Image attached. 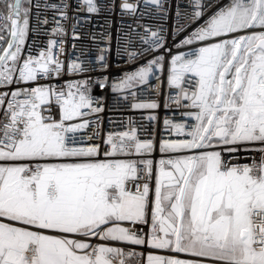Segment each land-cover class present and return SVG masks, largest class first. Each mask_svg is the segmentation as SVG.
<instances>
[{
  "label": "snow or ice",
  "instance_id": "snow-or-ice-1",
  "mask_svg": "<svg viewBox=\"0 0 264 264\" xmlns=\"http://www.w3.org/2000/svg\"><path fill=\"white\" fill-rule=\"evenodd\" d=\"M27 2L24 8L25 0H0L8 9L0 12V89H11L0 92V264H126L125 256L143 255L108 242L187 257L149 253L147 264H264V0H227L218 6L215 0H191V11L183 17L176 6L177 21H186L177 33L202 21L176 45L198 48L174 55L167 76L168 87L179 90L174 102L195 110L185 114L195 123L171 125L184 139L157 145L132 130L109 132L103 145L83 146L78 141L99 139L98 133L75 135L92 123L83 117L103 111V97L91 95L93 87L127 93L124 100L135 98V88L155 87L150 77L159 78L154 69L162 73L165 58L157 55L113 77L111 84L107 75L41 84L58 80L64 65L51 51L57 48L55 40L47 51L21 59L32 7V0ZM164 3L145 0V7L155 5L166 14ZM83 5L89 13L100 10L96 0H77L76 10ZM34 6L42 7L39 2ZM43 7L68 19L67 3ZM121 8L122 13L137 11L127 0ZM53 23V33L64 35L60 21L54 17ZM121 39L132 63L164 46L156 31L147 36L126 32L117 37V55ZM99 51L98 67L73 62L69 74L107 70L110 49ZM131 107L159 105L141 101ZM156 151L162 157L179 155L159 159L152 189L153 160L148 157ZM225 152H258L259 157L232 164L249 157H225ZM137 226H148L147 235Z\"/></svg>",
  "mask_w": 264,
  "mask_h": 264
},
{
  "label": "built area",
  "instance_id": "built-area-1",
  "mask_svg": "<svg viewBox=\"0 0 264 264\" xmlns=\"http://www.w3.org/2000/svg\"><path fill=\"white\" fill-rule=\"evenodd\" d=\"M13 0H8V3H12ZM39 2L42 7L37 9L34 5ZM123 0H96V4L100 9L97 13H89L87 6L83 5L82 10L77 11V0H32L31 15L29 17V32L25 44L22 46L24 49L23 59L27 55L38 56L39 52L48 50V44L50 40L57 41V48H53L51 51L54 55L58 56L60 62L64 65V70L60 73L58 80H42L41 84H56L67 81H77L87 78H94L97 76L107 75L109 77V83H112L113 77L121 76L123 73L130 72L133 69L144 65L148 60L153 59L157 55L164 56V70L162 73L159 69H154V72L159 74V78L153 80L150 77V83L154 84V88H149L147 85H142L135 88L137 92L135 98L129 97V99H121L123 95L127 93H113L108 87L100 88L95 86L92 89L91 95L102 96L100 105L103 107V111L100 113H94L90 116H85L82 119L90 121L89 128L76 133L79 138L81 136H88L93 133L99 134L98 140H84L78 141L77 146L91 145L92 143H99L103 145V141L109 132L117 133L123 131L135 130L137 137L142 141L152 140L155 144L159 145L164 140H178L184 139L183 136H177L175 128L171 127L174 124H192L195 123L188 119L186 113L195 111L194 109L182 107L180 104L174 102V97L179 94V90L175 88H169L167 85V76L169 72V65L171 58L176 54H187L198 48V44L184 45L177 47L196 27L201 20L191 22L183 31L176 32V28L179 25L186 23L183 19L177 21L176 12L177 5L180 6L179 10L183 17L185 12L191 11V0H165L164 7L168 9L165 14L157 9V6L149 4L145 7V0H127L128 3L134 4L137 8L135 14L129 12L122 13ZM216 5L225 3L227 0H215ZM62 4L67 3V16L68 19H62V14L59 10H53L51 8H45V4ZM114 4V7L109 9L107 7H101L102 5ZM29 4L27 5V8ZM39 11L40 20L36 19V13ZM215 11V8L210 9ZM0 12L7 14L8 9L4 7ZM60 21V25L63 28L64 35L59 33L54 34L53 28L57 27L53 23V18ZM79 18V22L77 19ZM44 19L48 20L47 24L42 23ZM23 20V12L21 13V21ZM75 29V36H74ZM149 31H156L163 35L164 46L158 51L147 52L135 63L128 62L127 54L124 52V41H119V52L117 55V37H123L127 33H140L141 35H149ZM95 36V40L93 37ZM78 37V38H76ZM110 37V39H109ZM155 39V38H150ZM6 46V45H5ZM107 46L110 52L107 53V70L101 71H85L81 74H69L68 69L73 62L81 64L82 68L98 67L95 63L97 57L101 55L99 49ZM134 47L139 51L141 48L140 42L137 39ZM143 47H148L144 45ZM58 49H62L59 50ZM170 49L171 51H166ZM88 61H93L89 64ZM24 87V85H19ZM17 85H13L14 89ZM141 88H147L146 92L141 93ZM11 89H0V92L10 91ZM191 91V89H189ZM155 102L159 105L156 109H135L131 105L136 102ZM188 103L181 100V104ZM58 108H55L53 115L59 119ZM155 117L154 120H150L149 117ZM2 117V112H0ZM165 120L169 121V126H165ZM98 121V126L97 122ZM188 130L187 128L185 129ZM255 147V146H250ZM103 150V149H102ZM258 153V152H257ZM251 152L240 153H223L225 157L228 156H243L251 157ZM179 155L176 153L165 154L162 157L159 151L153 152L150 157L153 160V180L150 183V188L154 189V180L158 169V161L161 158H167V156ZM131 159L140 160L144 157L133 156ZM242 159L231 161L232 164H245L251 163V160ZM143 183V181H141ZM149 199H152L150 193ZM123 226L128 227L125 223ZM143 227V234L146 236L149 232L148 226ZM110 246L120 247L125 253L129 251L137 254L143 253L142 256L136 255L131 259L125 256L126 264H146V257L149 254V249L146 246H134L120 244L117 242H108ZM115 264H119V261H115Z\"/></svg>",
  "mask_w": 264,
  "mask_h": 264
},
{
  "label": "crops",
  "instance_id": "crops-1",
  "mask_svg": "<svg viewBox=\"0 0 264 264\" xmlns=\"http://www.w3.org/2000/svg\"><path fill=\"white\" fill-rule=\"evenodd\" d=\"M149 253H151L153 255H171V256H176L178 258H187L183 254L165 253V252H162L161 250H157V249H149ZM146 264H147V262H146Z\"/></svg>",
  "mask_w": 264,
  "mask_h": 264
},
{
  "label": "rangeland",
  "instance_id": "rangeland-1",
  "mask_svg": "<svg viewBox=\"0 0 264 264\" xmlns=\"http://www.w3.org/2000/svg\"><path fill=\"white\" fill-rule=\"evenodd\" d=\"M27 5H28V2H27V0H25L23 7L27 8ZM3 9H4V7L2 5H0V10H3ZM154 186H155V180H154Z\"/></svg>",
  "mask_w": 264,
  "mask_h": 264
},
{
  "label": "bare ground",
  "instance_id": "bare-ground-1",
  "mask_svg": "<svg viewBox=\"0 0 264 264\" xmlns=\"http://www.w3.org/2000/svg\"><path fill=\"white\" fill-rule=\"evenodd\" d=\"M252 157L258 158L259 157V153L252 154V156L250 158H252ZM250 158H249V160H251Z\"/></svg>",
  "mask_w": 264,
  "mask_h": 264
}]
</instances>
